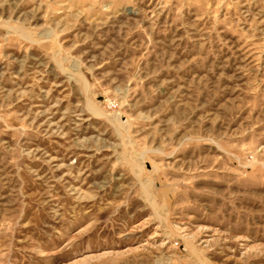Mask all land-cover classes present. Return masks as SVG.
I'll return each instance as SVG.
<instances>
[{
	"label": "rangeland",
	"instance_id": "1",
	"mask_svg": "<svg viewBox=\"0 0 264 264\" xmlns=\"http://www.w3.org/2000/svg\"><path fill=\"white\" fill-rule=\"evenodd\" d=\"M0 264H264V0H0Z\"/></svg>",
	"mask_w": 264,
	"mask_h": 264
}]
</instances>
